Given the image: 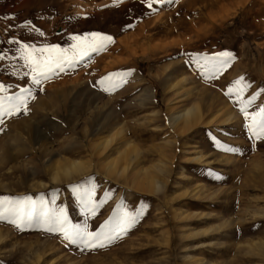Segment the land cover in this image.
I'll return each instance as SVG.
<instances>
[{
  "label": "rangeland",
  "instance_id": "1",
  "mask_svg": "<svg viewBox=\"0 0 264 264\" xmlns=\"http://www.w3.org/2000/svg\"><path fill=\"white\" fill-rule=\"evenodd\" d=\"M93 34L112 40L34 82L24 45L71 56ZM0 56V264H264V137L241 111L264 109V0H0ZM194 101L213 122L172 128ZM122 124L118 148L94 147ZM123 150L128 173L108 171ZM41 209L97 246L49 231Z\"/></svg>",
  "mask_w": 264,
  "mask_h": 264
},
{
  "label": "snow or ice",
  "instance_id": "2",
  "mask_svg": "<svg viewBox=\"0 0 264 264\" xmlns=\"http://www.w3.org/2000/svg\"><path fill=\"white\" fill-rule=\"evenodd\" d=\"M148 7H152V0H148ZM74 39L80 41L79 44L73 46L72 55L69 56L66 50L60 48H44V49H29L28 45H24V56L23 58L28 62L29 67L32 68L34 73L33 80L35 83L39 84L41 82V78H47L48 74L54 72L56 69L63 70V65L65 63L71 65L77 55L83 56L86 52L99 51L104 45L102 41H111L112 38L110 36L97 37V34H93L92 38L89 39L87 37L81 40L80 37H74ZM99 41V43H98ZM231 56L230 53L223 52L219 54V57L229 58ZM4 57L0 56V59ZM103 83V82H102ZM241 81H237V85H239ZM0 91H5L2 85H0ZM232 89H229V94H231ZM19 99V98H17ZM23 103V101H21ZM251 103V101H249ZM16 107H19L17 105ZM4 103L3 98H0V111H4ZM15 108L7 109L8 113L15 111ZM244 112L246 118H250L252 120V124L250 128L253 130L256 137L262 138L264 137V109L260 110L259 117L257 120L256 117H249V113L246 108L241 109ZM2 122V121H0ZM257 129H259L257 131ZM4 202H0L3 204ZM89 203L91 204V199L89 197ZM14 215L21 219H27L29 222L33 220L34 213L36 209L34 206H29L25 208V202H17L16 206L9 209ZM94 214V209H93ZM3 216V212L0 211V217ZM37 219H42L43 222L54 225L55 227L50 226L48 228L49 231L58 230L62 231L65 235L66 239H70L73 243L77 241L85 243L88 247H96V241L101 239V236L94 235L92 233H88L86 229H73L71 233L65 228L67 223V218L64 215L63 209L59 211L56 215H50L48 212L41 209L39 216ZM134 218L129 216L127 213L124 214V223L127 224ZM125 229H121L124 231ZM115 238L114 236H109L107 239L111 240ZM100 247L104 245L99 244Z\"/></svg>",
  "mask_w": 264,
  "mask_h": 264
},
{
  "label": "bare ground",
  "instance_id": "3",
  "mask_svg": "<svg viewBox=\"0 0 264 264\" xmlns=\"http://www.w3.org/2000/svg\"><path fill=\"white\" fill-rule=\"evenodd\" d=\"M245 5V4H244ZM180 92V91H178ZM178 94V93H177ZM183 95V93L181 94ZM189 95V94H188ZM178 96H180L178 94ZM186 96V95H185ZM183 95V97H185ZM176 98V97H174ZM174 98L170 99V101H173ZM178 98V97H177ZM188 98V97H187ZM185 99V98H183ZM176 102V101H175ZM178 102V101H177ZM183 102V101H182ZM173 103V102H171ZM177 104V103H176ZM174 105V104H173ZM168 106H172L170 103H168ZM221 109V108H220ZM212 111V108H210V106L207 105H203L201 104V102L198 101H194L192 104L190 105H184L182 106L181 109H174L172 112H170L168 115V121H169V125L176 129V130H181V129H185L187 128V126L192 125V124H196L199 121L200 122H204V123H212L213 119H211L209 117L210 113ZM210 112V113H209ZM221 114V113H220ZM212 115V114H211ZM210 115V116H211ZM213 116V115H212ZM201 124V123H200ZM124 124L120 125L117 129H115L113 131L112 134H110L109 136H104L101 137L99 139H97L96 141L93 142V145L96 149H106L109 148L110 150L112 148H118V143L121 142L122 137L123 136V130H124ZM183 129V130H184ZM178 132V131H177ZM176 132V133H177ZM124 142V140H122ZM125 143H127V145H129V140L125 139ZM121 145V144H120ZM129 149V148H128ZM130 150V149H129ZM132 150V149H131ZM130 150V151H131ZM108 151V150H107ZM123 151L119 152V156L114 157L113 159L107 161L105 163L106 168L108 169V171L111 172H116L118 174H123V173H128V170L131 168V165L133 163H131V160H129L125 165L124 163L122 164L121 159L123 157ZM126 152V151H125ZM138 152V151H137ZM106 153V152H105ZM101 154V153H100ZM126 154V153H125ZM103 155V154H102ZM127 155V154H126ZM137 156V155H136ZM128 157V155H127ZM125 159V157H124ZM136 159V158H135ZM126 161V160H124ZM103 164V163H102ZM60 167V166H59ZM82 167V162L80 160H72L70 162H68L67 164L61 166L59 169L58 167L56 168V171L54 172V178L53 179H58L59 176H61V172H63L64 174H66L68 177L69 175H71V173L74 171H78L79 169H81ZM139 169V168H138ZM160 171H164V169H159ZM140 171H142V173L144 172L145 175H141L144 177H140L139 173ZM138 173H137V178L142 181L143 179H145V183H148L150 185H152V187H155L156 190H161L162 188V184L161 181L157 178L152 177L148 172H147V168H142ZM110 172V173H111ZM147 172V173H146ZM77 173V172H76ZM143 173V174H144ZM113 174V173H112ZM117 174V175H118ZM132 174V173H131ZM65 175V177H66ZM136 175V174H135ZM134 175V176H135ZM169 178V177H168ZM59 180V179H58ZM57 180V181H58ZM56 181V182H57ZM2 233L0 230V237H1ZM264 245V244H263ZM256 246L261 247V244H259L258 242H256ZM240 248V247H239ZM263 249V248H262ZM67 264V263H66ZM205 264V263H202ZM208 264V263H207Z\"/></svg>",
  "mask_w": 264,
  "mask_h": 264
}]
</instances>
